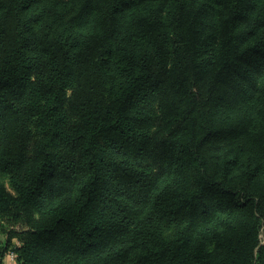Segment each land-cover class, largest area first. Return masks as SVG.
Returning <instances> with one entry per match:
<instances>
[{"label": "trees", "instance_id": "1", "mask_svg": "<svg viewBox=\"0 0 264 264\" xmlns=\"http://www.w3.org/2000/svg\"><path fill=\"white\" fill-rule=\"evenodd\" d=\"M264 264V0H0V264Z\"/></svg>", "mask_w": 264, "mask_h": 264}, {"label": "crops", "instance_id": "2", "mask_svg": "<svg viewBox=\"0 0 264 264\" xmlns=\"http://www.w3.org/2000/svg\"><path fill=\"white\" fill-rule=\"evenodd\" d=\"M3 264H17V262L12 259L9 255L5 258L4 263Z\"/></svg>", "mask_w": 264, "mask_h": 264}, {"label": "built area", "instance_id": "3", "mask_svg": "<svg viewBox=\"0 0 264 264\" xmlns=\"http://www.w3.org/2000/svg\"><path fill=\"white\" fill-rule=\"evenodd\" d=\"M9 256H10L12 259H14V260H15V256H14V254H13V253H11Z\"/></svg>", "mask_w": 264, "mask_h": 264}]
</instances>
